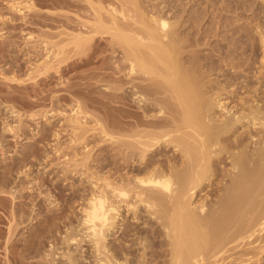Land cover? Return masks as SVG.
Listing matches in <instances>:
<instances>
[{"label": "bare ground", "instance_id": "bare-ground-1", "mask_svg": "<svg viewBox=\"0 0 264 264\" xmlns=\"http://www.w3.org/2000/svg\"><path fill=\"white\" fill-rule=\"evenodd\" d=\"M41 2L52 9L49 12H40L39 1L35 0H27L21 6L29 11V16H21L24 17L23 20L27 17L26 28L21 31L26 32L24 35L27 42L43 44L55 60L52 58V63L49 60L43 63L46 69H42L40 65L36 68L40 73L44 70V76L39 73L37 77L33 74L34 77L31 75L22 79L17 73L20 71L16 64L10 65L11 68L15 67L13 70L4 67L1 74L5 78L10 76L9 81L25 82L26 88L34 87L36 90V86L46 85L51 79L48 72H53V67L61 80L77 67L102 61L100 66H104L106 71H91L90 77H97L102 82L106 80V83L109 81L111 85L109 86V82L108 87L106 85L109 90L104 91L105 95L101 91L99 96L102 95L103 99L90 97L91 103L94 102L95 105L89 106L96 107L99 104L98 111H102L103 115L88 111L85 109L88 102L87 105L83 102L85 106L78 99L79 101L69 104L72 106L70 117H73L72 130L76 133H73L76 135L74 142L82 144L88 141L86 132L89 131L90 115L96 117V127L92 129H99L110 142L107 145L109 148L106 158L100 153L94 159L99 170L95 173L98 178L91 181L93 187L88 192L89 195L83 196L86 203L82 207L83 229H80L83 237L92 243L91 255L87 254L90 257L83 255V247L80 248L81 257H77L69 247L63 249V245L79 243L80 230L73 228L70 231L72 227L68 225L65 236L57 237L62 229L57 225L58 222L55 227L52 222L53 229L47 224L43 231L39 229L41 233L33 231L32 227L28 232L31 239L26 246L29 245L30 251L37 254L34 257L41 253L38 257L42 258L33 263L264 264V24L262 23L263 29L259 28L258 35L246 34L249 36L250 45L246 41V45L239 44L244 34L236 26L227 38L226 49L220 42L212 47L211 53L202 54L200 46L211 44L212 36L219 34L215 29L214 33L211 26L202 32H198L200 27H196L194 31L195 24L199 20L201 22V19L189 11L186 16L176 12L177 9L184 11L181 9L184 7H180L183 3L175 4V1L174 6H171L176 10L170 14L169 8L164 11L169 5L162 7L161 3L154 0ZM19 8L18 11L22 12V8ZM65 8L71 11L67 12ZM81 11L86 12V18L91 19L86 20L83 15L80 16ZM28 17L30 21H27ZM35 23L46 29L38 26L35 29ZM103 39H109L105 43L108 48L104 51L101 48ZM68 47L71 48L70 52H74L70 57L67 54L69 49L66 51ZM2 51L4 50L0 52ZM215 52L219 54H216L217 58ZM3 53L5 54H1ZM115 54L121 57H116ZM247 54L251 58L248 59ZM1 57L2 62L5 58L0 55V59ZM212 75L217 77L211 78ZM223 76L225 78L221 79ZM31 80L33 82H29ZM74 85H66L67 91H71ZM91 88L88 89L93 91ZM80 90V96L87 95ZM91 91H88L89 96ZM59 94L56 96L58 99H53V103L68 99L66 93ZM34 96L36 98L32 97V105H39L48 98L42 91ZM236 96L237 100L234 99ZM87 99L88 97L86 101ZM229 100L232 101L229 103ZM11 113L18 115L14 110ZM38 115L35 112L29 114L34 120ZM23 127L9 123L6 130L20 137L25 132ZM114 139L116 140L113 141ZM4 146V142H0L1 158L3 150H6ZM83 147L87 148L88 144L84 143ZM37 151L33 154L39 153ZM86 154L81 159L78 155L74 157L77 158L73 159V172L79 171L81 167L88 169L92 155L90 152ZM106 159L109 160L110 168L106 166L108 170L104 173L102 170L106 169L103 166ZM218 179L219 182L216 183ZM3 182L1 181L2 184ZM203 190L208 193L214 191L218 197L214 204L208 206L202 199L194 204L193 198ZM5 192L9 191L4 190ZM14 192L12 194L15 196ZM143 212L150 214L149 220H143ZM130 213L136 221L125 220V216ZM140 220L147 225L141 227L138 222ZM21 223L19 220V224ZM11 226L8 232L13 236L16 232L12 227L15 225ZM109 235L114 238L108 239ZM27 247L21 251L28 250Z\"/></svg>", "mask_w": 264, "mask_h": 264}, {"label": "rangeland", "instance_id": "rangeland-1", "mask_svg": "<svg viewBox=\"0 0 264 264\" xmlns=\"http://www.w3.org/2000/svg\"><path fill=\"white\" fill-rule=\"evenodd\" d=\"M26 1L27 0H0V51L4 50L2 52H5V54L7 53L6 55L3 53L4 54L3 55V54H1L2 52H0V55L4 56V58H5V60H3L4 62L0 61V89H1L0 90V142H4V144H5L4 148L6 147L5 148L6 150H3V152H4L3 157L1 158V156H0V187H1L0 188V190H1V192H0V264H34L33 263L34 261L42 260L41 256L38 257L41 253L38 254V256H36L37 257L36 258L34 256L37 254H35V252H33L32 250L30 251L29 245H28V247L26 246L27 244L30 243V239H31V237H28V234H29L28 232H30L31 227H32L33 231L41 233L40 230L43 231V229L46 228V225L47 224L51 225L52 222H53V226L57 222H58L57 225L61 226L62 230H61V232H59L60 234L57 233L58 234L57 237H59L60 235L65 236V234L67 233L66 229H68V225H70L69 227H72L70 229V231L73 228L80 230L78 232V242L79 243L78 244H76L77 242H74L72 244L70 243V246L67 244H66L67 246L63 245V247H64L63 249L66 250L69 247L70 251H73V253L75 255L76 254L78 255L77 257H79V255L81 257L82 252H81L80 248L83 247V255H87V254L91 255V252H92L91 244L92 243L90 241H87L88 239L83 237L82 232H81L83 229L82 225H81L82 214H83L82 213V207L86 203V200L83 198L86 197L87 195H89V193L92 190L91 187H93L92 186L93 182H91V181L98 178L97 177L98 175L95 176V173L99 170H97V168H96V165H95L96 161L94 159L96 157H99L100 153L102 154L101 156H103V158L107 155V153H108L107 150L109 148L108 142H110L109 140L107 141V139H105L104 135L102 133H100L101 131L99 129H95V130L92 129V127H96L95 126L96 124L94 123L95 122L94 120L96 117L90 115L89 120L90 119L91 120L90 121L88 120L89 124H90V126L88 124L89 131L86 132L88 137H87V135H85V137H87L88 141L86 140L87 142H82V144L78 143V141H75L76 142L75 143L74 137H76V135H75L76 133H75V131L73 132V130H72L73 129L72 127H74V124L71 122L73 117H70V115H72V112H71L72 106L69 104L73 103V102L75 103V101H77L78 99L82 100L81 102L82 103L84 102L85 104L88 102L87 103L88 105L86 104L87 107H85L86 105L83 103V105H85L84 106L85 109H87L88 111H90V110L92 112L94 111L93 113H95V111H96L97 115H100V116L103 115L102 111H98L99 110L98 107L100 106L99 104H96L97 108L89 106V104L91 105L94 103V102L91 103L92 100L90 99V97L91 98H102L103 97L102 95H101L102 97L99 96L101 91L105 95L104 91L108 87V82H109L108 80H107L108 82L106 83L105 82L106 80L105 81L103 80V82H102V81H99L100 79H97V77H94V78L90 77V76H92L91 71L93 73H95L96 71H103V72L106 71V70H104L105 68H103L104 66H102V67L100 66L102 61L90 63V65H85L84 67L80 66L81 68L77 67L75 70H72V71L68 72V74L64 75V78H62L61 80H59V78L57 76L58 74H56L57 73L56 68L53 67L51 70L52 71L54 70V71L48 72V74H50L53 78L49 75L51 77V79L48 78L49 81H48V83H46V85H42V86L39 85V87L34 85L37 88L36 90L34 87H27L26 88L24 86L25 82L9 81L8 78L10 76H7L8 78H5V76L3 74H1V73H3V70H5V68L7 69L8 67H10V65L16 64L19 67L18 71H20L17 73H19L21 75L22 79H27V78H29V76H31V75L33 76V74L35 77L39 76L41 73H42L41 76H44V74H43L44 70L41 71V73H40L39 70L36 68H38L40 65V67H43L42 69H46V68H44L45 64H43V63L47 62L48 60L51 63L53 62V61H51L53 58L52 53H48V50H46L43 47V44L41 45L38 42H35V43H33V42L30 43V41L27 42L28 40L26 39V35H24L26 32L21 31V29H23L24 27L26 28L25 25L27 23L25 21H26L27 17L25 18V20H23L25 15L29 16L28 15L29 11H27L21 7L25 4L24 2H26ZM38 1H39V5L41 4L40 6L38 5L40 12H49L50 11L49 9H52V8H48L49 6H47V5H43V2L40 3L41 0H35V2H38ZM154 1L157 3H161L162 7H165L166 4L169 5L170 7L166 6L167 9L164 8V11L168 10V8H169L168 11H170V12H168V13H170V14L176 10L175 8H173L171 6L175 3V1H176L175 4H177V3L182 4L183 3L182 5H180V7L181 6L184 7V8H181L184 11L177 9L176 12H179L180 14L182 13L183 16H186L188 14V11H189L190 14H192V15L194 14V16H197V18L199 17L198 19H201V22L199 20V23L195 24V28H194L195 30L194 31H196V27L197 28L200 27L199 28L200 30L198 29L197 31L202 32V30L204 31V30H206V28L208 29L210 26L212 27L211 28L212 31L214 29L217 30V33L219 35H216L215 30H214V33H215L214 36L215 37L212 36L213 38L210 41L211 42V44H209L210 46L207 44H206V46L205 45L200 46L202 54L211 53L212 49L214 48V45L215 44L217 45V43H220V42L222 43L221 44L222 47L224 49H226L227 38L230 35V33H232V31H231L232 28H235L236 26H237L236 28H239L241 30L240 33L244 34V36L242 38L243 42L242 41L239 42V44H241V45H246V43L249 44L250 43V40L248 39L249 36L250 35L252 36L253 34L258 35V31H260L259 28L261 27L263 29V27H264V26L262 27V23L264 24V0H181V1L180 0H154ZM192 1H193V3H191ZM11 5H13V6H11ZM19 7L22 8V12L18 11ZM171 7L173 8V10ZM65 10L67 11V8H65ZM186 10H187V12H186ZM209 12H212V13H209ZM79 13L80 12H78V14ZM82 13H80V16L83 15L84 19L88 20L90 18V17L86 18V14H85L86 12L83 14ZM88 14H87V17H88ZM23 15H24V17H21ZM79 18L81 19L82 17H79ZM259 19H261V20H259ZM258 20H259V22H258ZM27 21H30L29 17H28ZM260 21H261V23H260ZM259 23H260V26H259ZM19 25H21V26L19 27ZM16 26H18V27H16ZM30 26H32V25H30ZM36 26H38L39 28L41 27L43 29H46V28H44V26H41L38 23L33 24V27L35 29L38 28ZM217 27L218 28L220 27V28L217 29ZM230 27H231V29H230ZM256 27L258 29H256ZM34 28L32 30H35ZM79 28L81 29V27H79ZM229 29L231 32L228 31ZM28 30H30V29H28ZM227 33H228V35H227ZM246 34L247 35L250 34V35L247 37ZM211 35H212V33H211ZM105 40H107V41L105 42ZM245 41H246V43H245ZM102 42H101V48H103V51H104L105 48L106 49L108 48V44H105V43H108L109 39H103ZM258 42H259L258 44L260 45L259 40H258ZM248 48H250V46H248ZM68 49L70 52L71 48H69V47L67 48V50L66 49L65 50L68 51ZM100 51H102V49H100ZM248 51H249L248 54H250L251 53L250 49ZM69 52H67L69 57L74 54V52H70V53ZM260 53H261V51H260ZM99 54L102 55L101 53H99ZM103 54H104V52H103ZM216 54L219 55L218 52H215V58H217ZM117 55L118 54H115L116 57L120 56V55H118V56ZM50 56H51V58H50ZM248 56H249L248 59L251 58L250 55H248ZM73 58H76V57H73ZM73 58H71V59H73ZM2 59H3V57H1L0 60H2ZM53 60H55V59L53 58ZM69 61H71V60H69ZM50 62H49V64H51ZM10 63H12V64H10ZM37 64H38V66H37ZM12 68L15 69V67H12ZM12 68L10 67L8 69H12ZM101 68H103V69L100 70ZM1 70H2V72H1ZM36 70H38V71H36ZM88 72H90V73H88ZM86 73H87V75H86ZM2 75H3V77H2ZM79 76L80 77L85 76V77L80 78ZM89 77H90V79H89ZM212 77L215 78V77H217V75H215V76L212 75L211 78ZM220 78L224 79L225 77L223 76ZM81 79H83V80H81ZM91 79H93V80H91ZM50 80H52V81H50ZM97 80L99 82H97ZM81 81H83V82H81ZM91 81H92V83H91ZM29 82H33V80H31ZM65 82L67 84H65ZM80 82L82 83L81 84L82 86H80ZM26 83H28V82H26ZM85 83L86 84L88 83L87 87L85 86L86 85ZM12 84H13V86H12ZM16 84L20 85L21 88L20 87L18 88ZM68 84L69 85L75 84L74 87H77V88L79 87L78 89L79 90L81 89L80 91L83 90V92H86L87 95H84V97L82 95L80 96L79 90H77V88H74V87L71 89V91L69 90L70 92L67 91L66 85H68ZM106 85H107V87H106ZM110 85H111V83L109 84V86ZM14 86L16 88H14ZM22 86L25 88H23ZM91 86H92V88H91ZM88 88L89 89L91 88L93 91L89 90ZM75 89L77 92L76 91L74 92ZM107 90H109V89H107ZM12 91L16 92V93H12ZM34 91L36 93L39 91H42L44 96L45 97L47 96L48 98L46 97L47 99L42 100L41 104H39V105H32L31 102H32L33 98L34 99L36 98L34 96V95H36V93H34ZM88 91L92 92L90 96L88 95ZM61 92H62V94L64 92L63 95H65V93H66L65 96L68 99H64L63 101H61V103L60 102L59 103L58 102L53 103L52 102L53 99H55L56 96H59L60 95L59 93H61ZM93 92L94 93L98 92L99 94L97 93V95H96ZM13 95H14V97H13ZM85 96H86V98L88 97L87 101H86ZM92 96H94V97H92ZM52 97H54V98H52ZM73 98L76 100H73ZM56 99H58V97ZM234 99L237 100L238 97L236 96ZM231 101L232 100H229L228 102L230 103ZM57 104H60V106L59 105L57 106ZM94 105L95 104H93V106ZM113 105H114V103H113ZM118 105H121V104L119 103ZM231 105H233V103ZM13 110L16 111L19 116L18 115L15 116L14 113L12 114L11 112ZM32 112H35V113H37V115L38 114L40 115V116L39 115L36 116L37 120L30 118L29 114ZM46 113H47V116L45 115ZM69 119H70V123H69ZM21 122H22V124H21ZM9 123H11V125H21L22 127L24 124L25 127H23V129L25 128V132H23V133L21 132L22 134L19 133V134H21L20 137L18 135L15 136L14 133H12V132H10V133L7 132L6 127H7V124H9ZM71 123L73 125H71ZM91 125H93V126H91ZM111 128L112 127H109V129H111ZM73 133H75V134H73ZM44 134H46V135H44ZM99 135H101V137ZM115 140L116 139H114L113 141H115ZM96 142H98V144ZM84 143L88 144L87 148L83 147ZM99 143L102 144L101 145L102 148H101V146L99 147V145H100ZM78 144H80V145H78ZM103 144H105V145H103ZM37 149H38V151H37ZM91 149H92V151H90ZM33 150H35L39 153H35V155H34L33 152H35V151H33ZM1 152L2 151L0 150V155H1ZM89 152L92 156L90 155L91 156L89 159L90 164L88 163L89 166L87 164L88 169L86 167L85 168L81 167L79 169V171L73 172V170H71V169H73L72 163L74 164L73 159H76L77 157L79 159H81L83 156L87 155L86 153H89ZM73 153H75V154H73ZM76 153H78V154H76ZM103 153H105V154H103ZM31 154H33L34 156ZM36 154H37V156H36ZM76 155H78V156L76 158H74ZM104 162H103L104 168L106 166L108 168H110L108 166L109 160L106 159ZM12 163H13V165H12ZM7 167H8V169H7ZM67 167H69L68 171H67ZM107 167H106V169L103 168L104 170H102V172L104 171V173H105L108 170ZM18 171H20V173L24 171L23 172L24 174L23 173L20 174ZM91 171H93V172H91ZM26 172H28V173H26ZM25 173H26V175H25ZM93 176L96 178H94ZM90 177H92V178H90ZM24 180H25V182H24ZM1 181L2 182L4 181L3 184L1 183ZM217 181L219 182V179L216 180L215 182L218 183ZM215 186H216V184H215ZM4 190L9 191V192L4 193ZM13 191L16 192V193L14 192L15 196H14V194H12ZM209 192L210 193H208L207 190L200 191L199 192L200 194L195 195V197L193 198L194 204L198 203V201L200 202L201 199L205 200V202L207 203L208 206L214 204L215 200H217L218 197L216 196V194L214 193L213 190H212V192L211 191H209ZM43 193H45L44 194L45 196L42 195ZM17 195H18V197H17ZM42 196H44V197H42ZM49 196H51V197H49ZM17 207L18 208L21 207L20 210ZM16 208L19 211V212L17 211L18 214L16 213V210H17ZM14 210H15V213H14ZM10 213L11 214L14 213V215H11ZM53 215H55V217H53ZM15 216H16V219L18 218L17 220L15 219ZM59 217H62V218H59ZM125 217H126L125 220L136 221L133 219V217H131V213L128 214V216L126 215ZM23 218H25V219H23ZM49 218L50 219L52 218L51 219L52 221ZM149 218H150V214L148 212L147 213L143 212V220L145 219L147 221V220H149ZM59 219H61L60 222H59ZM19 220H20V223H21V221H23V222L21 224H19ZM46 220H50V221L47 222ZM65 220L67 221L66 223H65ZM143 220L138 221L140 223L141 227L147 225V224L143 223L145 221V220L144 221ZM11 221H13V222H11ZM122 222L124 223V221H122ZM9 223L12 224V226L15 225V227H12ZM59 223H61V224H59ZM63 223H64V225H63ZM17 224L19 226L16 227ZM9 225L12 227V229L15 228L16 233L14 232L15 235H13V236L9 235V232H8V230L10 228ZM50 225H47V226H49V228H51V229H53L56 226L55 225L54 227H52V225L51 226ZM62 225H63V228H62ZM8 226H9V228H8ZM80 228H82V229H80ZM16 229H18V230L16 231ZM18 232L20 233L19 235L17 234ZM73 232L75 233L76 230H74ZM119 234H120V231H119V233H117V235L115 237L117 238L119 236ZM22 235L25 238H23ZM43 235H45V234H43ZM113 238H114L113 235L108 236V239H113ZM61 239H62L61 241L63 242V238H61ZM109 241H111V240H109ZM62 244H65V243H62ZM62 244H61V246H62ZM25 247H27L28 250L26 249L27 251L26 250L21 251L22 248L25 249ZM22 252H23V255H22ZM14 256L17 258H13ZM88 257H90V256H88ZM18 260H19V262H17Z\"/></svg>", "mask_w": 264, "mask_h": 264}]
</instances>
